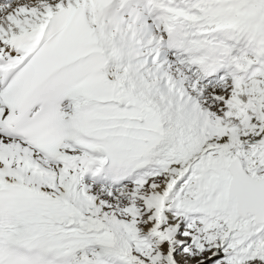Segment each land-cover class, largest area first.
Listing matches in <instances>:
<instances>
[{
	"label": "snow or ice",
	"instance_id": "snow-or-ice-1",
	"mask_svg": "<svg viewBox=\"0 0 264 264\" xmlns=\"http://www.w3.org/2000/svg\"><path fill=\"white\" fill-rule=\"evenodd\" d=\"M0 264H264V0H0Z\"/></svg>",
	"mask_w": 264,
	"mask_h": 264
}]
</instances>
